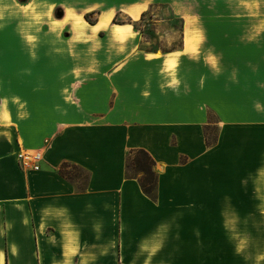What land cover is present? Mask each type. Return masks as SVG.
<instances>
[{"label": "crops", "instance_id": "0c3cea01", "mask_svg": "<svg viewBox=\"0 0 264 264\" xmlns=\"http://www.w3.org/2000/svg\"><path fill=\"white\" fill-rule=\"evenodd\" d=\"M153 6L176 47L112 22ZM219 260L264 264V0H0V264Z\"/></svg>", "mask_w": 264, "mask_h": 264}, {"label": "trees", "instance_id": "16d2710c", "mask_svg": "<svg viewBox=\"0 0 264 264\" xmlns=\"http://www.w3.org/2000/svg\"><path fill=\"white\" fill-rule=\"evenodd\" d=\"M144 15L145 12L142 14V17ZM84 17L89 23L95 22V19L91 18V13L85 14ZM117 17L118 14L112 20L114 24L131 23L134 27H137L136 22H133L130 18H127L126 20H118ZM154 164L155 162L152 156L146 150L139 148L129 151L125 165L126 177L135 178L138 181L142 192L151 199H155L156 197L158 179V174L154 170ZM68 166L67 163H64L60 168V172L62 175L71 178L72 175L68 170ZM71 168L74 169L73 172H75V175L79 173L76 166H71Z\"/></svg>", "mask_w": 264, "mask_h": 264}, {"label": "rangeland", "instance_id": "374dc122", "mask_svg": "<svg viewBox=\"0 0 264 264\" xmlns=\"http://www.w3.org/2000/svg\"><path fill=\"white\" fill-rule=\"evenodd\" d=\"M118 20H126L125 16H118ZM136 26L143 31L145 44L143 48L147 50L161 49L167 50L176 47L177 32L169 31L171 27L178 26L177 19L172 18L164 6H153L147 14L141 17V20L136 22ZM224 264L219 260V264Z\"/></svg>", "mask_w": 264, "mask_h": 264}, {"label": "built area", "instance_id": "2783aa9c", "mask_svg": "<svg viewBox=\"0 0 264 264\" xmlns=\"http://www.w3.org/2000/svg\"><path fill=\"white\" fill-rule=\"evenodd\" d=\"M18 163L22 168L38 170L43 159L42 152L38 149L20 148L17 152Z\"/></svg>", "mask_w": 264, "mask_h": 264}]
</instances>
